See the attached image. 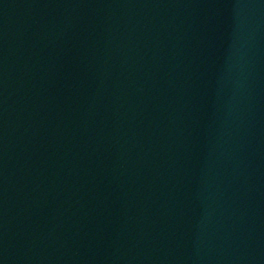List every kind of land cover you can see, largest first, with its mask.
<instances>
[{"label": "water", "instance_id": "obj_1", "mask_svg": "<svg viewBox=\"0 0 264 264\" xmlns=\"http://www.w3.org/2000/svg\"><path fill=\"white\" fill-rule=\"evenodd\" d=\"M0 264H264V0H0Z\"/></svg>", "mask_w": 264, "mask_h": 264}]
</instances>
